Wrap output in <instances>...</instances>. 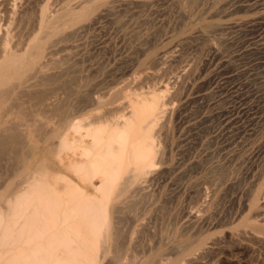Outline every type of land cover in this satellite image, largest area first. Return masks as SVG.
Here are the masks:
<instances>
[{
	"label": "rangeland",
	"instance_id": "374dc122",
	"mask_svg": "<svg viewBox=\"0 0 264 264\" xmlns=\"http://www.w3.org/2000/svg\"><path fill=\"white\" fill-rule=\"evenodd\" d=\"M198 2L209 14L193 19L188 37L179 35L182 18L171 2L140 8L125 6L110 18L100 19L82 36L77 57H67L58 65L61 77L44 86L55 93L59 112L42 121L36 129L41 134L52 127L61 131L57 122L77 112L88 114L90 108L84 109L87 93L94 88L101 92L124 79L136 82L125 88L123 96L116 97L124 101L125 96V110L116 116L128 113V100L141 88H160L159 92L170 99L165 118L154 127L156 164L141 183L144 193L130 195L129 201L139 198L134 201L136 207L133 202L135 208L130 206L133 212L127 211L129 206L125 204L121 212L118 209L121 217L114 224L116 235L108 237L105 244L98 243L106 247L105 251L102 247L98 250L99 264H125L128 252L136 257L133 264H149L157 257L152 252L173 254V246L189 236L205 242L216 240L212 250L196 264H264V202L250 213L243 208L244 189L264 169V0ZM138 44L150 55L165 51L159 63L152 60L143 65L145 72H155L154 79L140 78L142 67L137 64L143 58ZM165 85L166 89L162 88ZM33 109L32 101L22 107L25 113ZM33 146L36 163L44 161L56 174L65 173L56 166L50 146ZM5 159L0 158V173L6 167ZM218 169L229 179L213 196L205 183L213 176L220 177ZM201 204L206 209L201 210ZM187 213H201L192 228H188L191 222Z\"/></svg>",
	"mask_w": 264,
	"mask_h": 264
},
{
	"label": "bare ground",
	"instance_id": "6f19581e",
	"mask_svg": "<svg viewBox=\"0 0 264 264\" xmlns=\"http://www.w3.org/2000/svg\"><path fill=\"white\" fill-rule=\"evenodd\" d=\"M198 1L0 0V158L7 161L0 173V264H99L98 250L106 248L99 246L112 234L116 235L114 224L119 223L116 220L120 221L121 216L117 214L122 211L121 206H129L124 209L131 212L137 206L134 201L139 198L133 197L135 200L129 201L130 195L145 190L141 183L156 164L154 127L165 118V107L170 104V99L159 92L160 88L158 92L149 87L147 90L141 88L128 100V113L116 116L115 113L125 110V96L124 101L116 97L136 82L133 78L126 82L124 79L101 92L94 88L90 93H84L85 102L88 101L84 109L90 108L88 114L77 112L71 118L57 122L61 131L52 127L41 134L36 129L44 123L42 121L50 120V115L59 112L55 93L44 86L61 77L62 73L56 70L58 65L67 57H77L86 30L100 19L110 18L125 6L140 8L171 2L177 5L178 16L182 18L179 35L188 37L193 19L209 14ZM198 32L203 36V32ZM137 46L144 60L139 63L136 60L137 66L142 67L140 78H156L155 72H145L143 65L152 60L159 63L165 51L150 55L140 44ZM162 88L166 89V85ZM27 101L34 103L30 113L22 110ZM33 143L50 146L56 166L63 168L65 173L56 174L44 161L36 163ZM218 170L220 177L213 176L205 183V189L213 196L229 179H226V172L222 174ZM263 170L250 182L249 188L244 189L247 190L246 201L242 205L248 213L264 202ZM203 204L201 210L206 209ZM197 213H187L191 222L188 228H192V223L201 215ZM99 242L102 244L98 246ZM214 242L193 240L189 236L174 246L171 244L175 250L173 254L151 251V255L157 257L149 264H196L203 254L212 250ZM126 255L129 252L125 253V264L137 261L134 255Z\"/></svg>",
	"mask_w": 264,
	"mask_h": 264
}]
</instances>
